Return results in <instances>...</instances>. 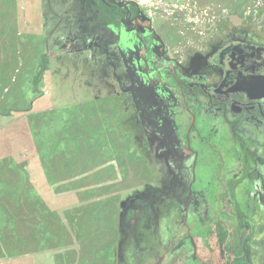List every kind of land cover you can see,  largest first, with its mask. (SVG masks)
Segmentation results:
<instances>
[{
	"label": "flooded vegetation",
	"instance_id": "1",
	"mask_svg": "<svg viewBox=\"0 0 264 264\" xmlns=\"http://www.w3.org/2000/svg\"><path fill=\"white\" fill-rule=\"evenodd\" d=\"M42 5L55 47L116 91L157 167L122 211L115 264H264V17L226 16L192 46L134 0Z\"/></svg>",
	"mask_w": 264,
	"mask_h": 264
},
{
	"label": "rangeland",
	"instance_id": "2",
	"mask_svg": "<svg viewBox=\"0 0 264 264\" xmlns=\"http://www.w3.org/2000/svg\"><path fill=\"white\" fill-rule=\"evenodd\" d=\"M134 1L176 45L204 41L227 15L264 17V0ZM46 10L0 0V264H115L122 211L156 187L157 167L116 91L55 47Z\"/></svg>",
	"mask_w": 264,
	"mask_h": 264
},
{
	"label": "built area",
	"instance_id": "3",
	"mask_svg": "<svg viewBox=\"0 0 264 264\" xmlns=\"http://www.w3.org/2000/svg\"><path fill=\"white\" fill-rule=\"evenodd\" d=\"M260 1H263V0H260ZM258 4H260V3H258ZM259 9V8H258ZM222 13H228L227 11H225V10H223L222 11ZM244 13H250V9H248L246 12H244ZM251 13H253V12H251ZM228 16V15H227ZM192 21H193V19H191ZM195 22L196 23H198V21L197 20H195Z\"/></svg>",
	"mask_w": 264,
	"mask_h": 264
}]
</instances>
